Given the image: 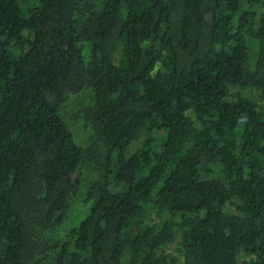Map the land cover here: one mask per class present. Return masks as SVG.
Here are the masks:
<instances>
[{
  "label": "trees",
  "instance_id": "1",
  "mask_svg": "<svg viewBox=\"0 0 264 264\" xmlns=\"http://www.w3.org/2000/svg\"><path fill=\"white\" fill-rule=\"evenodd\" d=\"M0 264H264V0H0Z\"/></svg>",
  "mask_w": 264,
  "mask_h": 264
},
{
  "label": "rangeland",
  "instance_id": "2",
  "mask_svg": "<svg viewBox=\"0 0 264 264\" xmlns=\"http://www.w3.org/2000/svg\"><path fill=\"white\" fill-rule=\"evenodd\" d=\"M246 94L248 95V96H251L254 100H256V98H257V93H255V92H249V91H246ZM155 135L156 136H160L161 135V133L160 132H157V133H155ZM143 137V136H142ZM144 138H141L140 140H139V142L137 143V146H141V142H142V140H143ZM78 141V140H77ZM78 143H81V142H79L78 141ZM135 148V147H134ZM136 148H138V147H136Z\"/></svg>",
  "mask_w": 264,
  "mask_h": 264
}]
</instances>
